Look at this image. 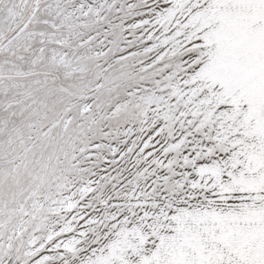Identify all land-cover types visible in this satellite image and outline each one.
<instances>
[{
    "label": "snow or ice",
    "instance_id": "6c2138e0",
    "mask_svg": "<svg viewBox=\"0 0 264 264\" xmlns=\"http://www.w3.org/2000/svg\"><path fill=\"white\" fill-rule=\"evenodd\" d=\"M0 264H264V0H0Z\"/></svg>",
    "mask_w": 264,
    "mask_h": 264
}]
</instances>
